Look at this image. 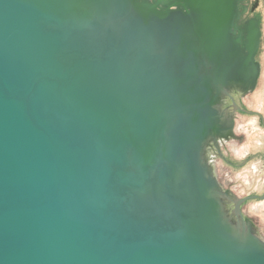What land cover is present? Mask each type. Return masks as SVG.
<instances>
[{"label":"water","instance_id":"water-1","mask_svg":"<svg viewBox=\"0 0 264 264\" xmlns=\"http://www.w3.org/2000/svg\"><path fill=\"white\" fill-rule=\"evenodd\" d=\"M240 1L0 0V264H264L210 155L261 73Z\"/></svg>","mask_w":264,"mask_h":264},{"label":"rangeland","instance_id":"rangeland-1","mask_svg":"<svg viewBox=\"0 0 264 264\" xmlns=\"http://www.w3.org/2000/svg\"><path fill=\"white\" fill-rule=\"evenodd\" d=\"M264 7V6H263ZM263 28H264V8H263ZM256 59L261 65V73L258 79L256 88L248 93H251L249 96H246L240 104L243 107L252 111V114H243L236 112L235 120L236 127L235 132L238 135L243 136L242 143L231 144L227 153L236 159L237 162H241L248 149H251V152H262L264 153V36L262 38V43L257 54ZM247 93V94H248ZM244 94V95H247ZM227 149V148H226ZM262 163V164H261ZM251 165L253 166L251 168ZM216 168L218 170V176L222 181V184L230 187L231 189L236 188L237 181L243 183L241 188L246 193H263L264 187V159L261 157H256L252 160L251 164L246 165L243 168H233L230 167L227 170L226 167H223L221 162L216 163ZM252 171L249 173V171ZM228 172L230 177L234 179V182H230L225 174ZM248 174L252 179H242L239 177V174ZM247 176V175H246ZM244 180V181H243ZM251 182L250 184L247 182ZM244 193V192H243ZM244 211L250 215L258 229L260 235L264 237V202L253 201L247 204L244 207Z\"/></svg>","mask_w":264,"mask_h":264},{"label":"flooded vegetation","instance_id":"flooded-vegetation-1","mask_svg":"<svg viewBox=\"0 0 264 264\" xmlns=\"http://www.w3.org/2000/svg\"><path fill=\"white\" fill-rule=\"evenodd\" d=\"M263 6H264V0H241L239 2V4H238V18L236 19L234 29H235L237 35L241 36L243 46L246 42V36L248 34V30H247L248 23L252 20V25H254V23H256L257 27L259 29V32H260V45H259V49H260V46L262 43V38L264 36V28H263V8L264 7ZM259 49L257 50L256 57H257V54L259 52ZM250 94L251 93H248L247 95H240L239 96V104H240V101H242V98L244 99L246 96H249ZM226 106L231 107L232 103L228 102ZM240 106L243 109H245L246 111L238 110L237 111L238 113L252 114L251 110L243 107V105H241V104H240ZM235 127H236V120H235ZM235 131L236 130L234 129L233 137H231L230 139L221 141L220 151L216 150L215 147H212L210 149V155H211L213 161L215 162V164H214L215 168H216L217 162H221L223 167H226L225 169L227 170L230 167L239 168V169L243 168L246 165L251 164L252 160L258 156L264 159V153H262V152L252 153L251 149L247 150V153L245 154V156L243 157L241 162H237L236 159H233V157L227 153V150L229 149V147L232 143L233 144H239V143H242V140H243V136L238 135ZM252 167L253 166L251 165V168ZM216 171L218 173L217 168H216ZM251 171H252V169L249 171V173ZM229 175L230 174L228 172H226V174H225L226 178L230 182H234V179L232 177H230ZM242 176H244L242 179H245V178L250 179V180L252 179L248 174L240 173L239 177L241 178ZM218 179H219L220 183L222 184V181L220 180L219 176H218ZM245 182H247V181H245ZM247 183L250 184L251 182H247ZM223 187L227 190H230L234 194V196H236V198L241 199V200H245L241 205L242 211L247 217H249L255 223L254 219L244 211V207L247 204H249V202L251 203L252 200L264 202V190H263L262 194H258V192L247 194L246 191L241 189L244 187H243V183L242 182L240 183L239 180L237 181L235 189H231L230 187H227L225 185H223ZM263 189H264V187H263ZM229 207L231 209H234L235 204L230 203ZM262 238L264 239L263 236H262Z\"/></svg>","mask_w":264,"mask_h":264},{"label":"bare ground","instance_id":"bare-ground-1","mask_svg":"<svg viewBox=\"0 0 264 264\" xmlns=\"http://www.w3.org/2000/svg\"><path fill=\"white\" fill-rule=\"evenodd\" d=\"M215 163V162H214ZM216 169V168H215Z\"/></svg>","mask_w":264,"mask_h":264}]
</instances>
